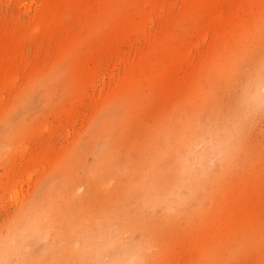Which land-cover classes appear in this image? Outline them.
I'll return each mask as SVG.
<instances>
[{"label":"rangeland","instance_id":"rangeland-1","mask_svg":"<svg viewBox=\"0 0 264 264\" xmlns=\"http://www.w3.org/2000/svg\"><path fill=\"white\" fill-rule=\"evenodd\" d=\"M264 0H0V241L38 189L59 194L39 264H92L115 223L153 264H264V108L243 149L167 220L156 180L190 169L242 84L264 83Z\"/></svg>","mask_w":264,"mask_h":264},{"label":"clouds","instance_id":"clouds-1","mask_svg":"<svg viewBox=\"0 0 264 264\" xmlns=\"http://www.w3.org/2000/svg\"><path fill=\"white\" fill-rule=\"evenodd\" d=\"M261 71L264 72V66ZM241 87L245 93L242 113L235 121L221 123L209 150L185 172L177 174L174 161L165 165L167 175L156 180L148 193L146 207L151 212L159 211L167 220L194 198L205 177L237 160L243 149L248 118L257 108H264V83L259 88L249 84ZM58 200V193L51 190L45 193L40 188L31 201L18 209L11 235L6 241H0V264H39L35 259L36 249L41 244L48 245L58 227ZM85 251L97 257L92 264H153L160 249L150 236L140 234L137 238L113 223L107 241H101L95 249L89 248L86 242Z\"/></svg>","mask_w":264,"mask_h":264}]
</instances>
